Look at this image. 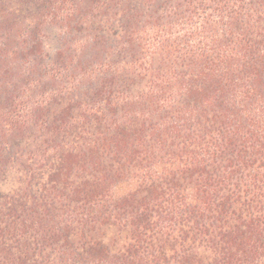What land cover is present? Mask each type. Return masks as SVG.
Instances as JSON below:
<instances>
[{"label":"trees","instance_id":"1","mask_svg":"<svg viewBox=\"0 0 264 264\" xmlns=\"http://www.w3.org/2000/svg\"><path fill=\"white\" fill-rule=\"evenodd\" d=\"M0 264H264V0H0Z\"/></svg>","mask_w":264,"mask_h":264}]
</instances>
